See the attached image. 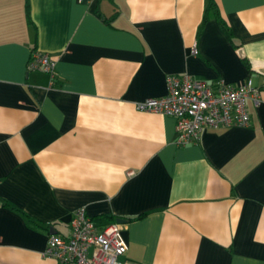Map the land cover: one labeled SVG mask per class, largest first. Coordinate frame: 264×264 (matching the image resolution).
I'll return each mask as SVG.
<instances>
[{"label": "crops", "instance_id": "obj_1", "mask_svg": "<svg viewBox=\"0 0 264 264\" xmlns=\"http://www.w3.org/2000/svg\"><path fill=\"white\" fill-rule=\"evenodd\" d=\"M205 1L27 0L28 21L0 0V264H58L48 235L79 207L124 220L122 264H264V0H215L237 48ZM170 74L250 77L249 124L177 145L173 117L136 108Z\"/></svg>", "mask_w": 264, "mask_h": 264}, {"label": "built area", "instance_id": "obj_2", "mask_svg": "<svg viewBox=\"0 0 264 264\" xmlns=\"http://www.w3.org/2000/svg\"><path fill=\"white\" fill-rule=\"evenodd\" d=\"M196 53L194 45L191 54ZM28 70L42 71L53 78L55 60L47 53L35 50L29 59ZM165 82V95L139 101L136 108L173 117L177 145L197 142L206 127L247 126L246 102L248 99L258 102L259 89L250 77L232 83L223 79L208 82L188 74H170ZM126 249L118 222L99 226L84 207H79L73 212L69 235L49 234L43 256L55 259L58 264H122L119 257Z\"/></svg>", "mask_w": 264, "mask_h": 264}, {"label": "trees", "instance_id": "obj_3", "mask_svg": "<svg viewBox=\"0 0 264 264\" xmlns=\"http://www.w3.org/2000/svg\"><path fill=\"white\" fill-rule=\"evenodd\" d=\"M25 9H26V17H27V20L29 21L30 19H29L28 2H27V0H26ZM209 18L216 19L219 27L226 33L228 39L233 44V46L235 48H237V46L233 43L231 31L229 30L228 26L226 25V23L224 22V20L222 19L221 15L219 13V9H218V6H217L215 0H206L205 1V9H204V16H203L202 24H204ZM241 61L250 69L249 62H248V60L246 58L241 57ZM20 212L22 213V215L28 221L35 223V221L31 217H29L26 213H24L22 211H20ZM105 218L109 221V223L114 222L116 220V218L114 216H108V217H105ZM91 219L95 223H97L99 226L106 225V224H99L100 219H101L99 216L91 217ZM44 227L46 229H48L49 227H52V225H47V226H44Z\"/></svg>", "mask_w": 264, "mask_h": 264}, {"label": "water", "instance_id": "obj_4", "mask_svg": "<svg viewBox=\"0 0 264 264\" xmlns=\"http://www.w3.org/2000/svg\"><path fill=\"white\" fill-rule=\"evenodd\" d=\"M117 222H118V223H123L124 220H123V219H117ZM51 233H53V232H51Z\"/></svg>", "mask_w": 264, "mask_h": 264}]
</instances>
